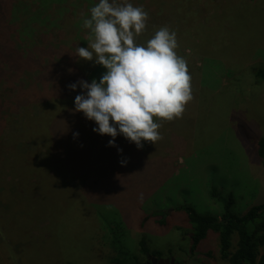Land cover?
I'll return each mask as SVG.
<instances>
[{"label": "rangeland", "instance_id": "374dc122", "mask_svg": "<svg viewBox=\"0 0 264 264\" xmlns=\"http://www.w3.org/2000/svg\"><path fill=\"white\" fill-rule=\"evenodd\" d=\"M125 2L153 13L159 10L162 0H109L116 5ZM3 3L9 4L5 14V24L9 26L0 28V43L4 45V54H8L7 48L20 54L14 66L3 63L0 72V126L3 125L0 135L7 142L17 130L22 131L20 115L33 117L38 111L35 101H28L34 98L35 86L44 90L40 65H48L46 68L54 72L51 63H73L79 58L75 56L76 49L88 46L91 30L83 27V20L90 17V9L99 0H4ZM174 10L175 21H182V25L174 23L170 33H175L176 54L185 60L191 78L192 99L185 105L182 116L172 121L155 120L162 125L158 129L162 139L155 144L142 141L143 147L138 149L131 142L132 152L136 146L137 162L128 171L124 166L125 178L117 184L118 188L106 184L110 193L101 194V198L83 194L73 202L75 193L69 189L58 194L48 190L47 203L43 202V196L35 201L36 191H42L36 185L40 178L32 181L23 176L25 193L11 187L14 199L22 200L28 209L40 207L43 212L37 216L38 221L26 226L29 241L24 235L22 239L27 245L18 235H8L0 221V252L13 253L12 258L5 257L6 264H111L114 253L110 229L118 218L129 233L130 248L142 264H149L148 256L139 254L143 238L149 254L158 259H175V264H228L220 256L219 238L215 235L205 243L204 254L191 255V226L184 212L175 207L185 203L200 214L213 215L210 209L219 211L220 206L210 199L211 187L233 191L238 202L233 211L240 215L254 202L264 203V161L257 150L259 140L264 138V83L258 84L253 75L255 69L264 66V0H182L175 4ZM2 17L0 14V22ZM149 34L142 32L136 43L146 46L151 39ZM91 64L102 67L95 61ZM105 72L102 67L97 78ZM51 74L47 73V79ZM85 76L90 77L91 72ZM25 106L29 108L25 110ZM69 121L68 118L63 124ZM92 124L91 129L98 127L94 121ZM67 130L65 127L64 131ZM106 138L110 136L97 132L94 135L101 154ZM14 145L18 153H26L31 147L20 138L15 139ZM90 157H97L93 165L101 176L105 173L106 179L112 178L106 172L109 162L106 157L98 153L73 155L87 166ZM62 168L67 173L56 175L54 187L66 189L79 182L82 189H92L82 165L76 163L72 170ZM134 177L136 185L132 182ZM52 197L55 198L50 200ZM7 206L0 202V213L5 214ZM52 206L56 218L46 231L49 224L44 216ZM157 209L168 213L165 226L160 224L161 217L149 216ZM128 211L134 213L126 216ZM102 216L111 226H105Z\"/></svg>", "mask_w": 264, "mask_h": 264}, {"label": "trees", "instance_id": "16d2710c", "mask_svg": "<svg viewBox=\"0 0 264 264\" xmlns=\"http://www.w3.org/2000/svg\"><path fill=\"white\" fill-rule=\"evenodd\" d=\"M180 1L182 0H162L159 10H154L153 13L145 10L148 13V19L143 34L146 35V33H150L148 36L152 38L156 31L162 27H166L172 32V25L174 23L176 26H181L182 21H175L177 14L174 12L175 4ZM3 2L4 0H0V14L3 15L0 28L4 30L9 26L5 24L6 8L9 4H4ZM3 48L4 45L0 43V72H3V63H10L14 66L20 58V54L10 48H7L8 54H4L5 51ZM177 49L178 46L175 51ZM176 53H178V51H176ZM78 60L73 63H71V61L68 63H51L55 66L53 68L54 72L52 69L46 68L48 65L44 63V66L40 65L43 72L41 78L45 84L43 87L44 90L40 89V85H38V87L35 86L34 98L32 96L31 98L33 99L28 101V103L35 101L38 111L33 113L35 114L33 117L21 114L20 118L23 119L22 131L17 130L16 134L7 142H4V137L2 138L0 135V202L3 201L8 205L6 213H0V221L3 222V227L8 235H18L24 243L25 241L22 239V235H24L26 240L29 239L26 226L28 224L33 225V221H38L36 218L43 212V209L40 207L28 209L24 206L22 200L14 199L11 187H16V192L18 193H25L21 183L24 181L23 176H29L32 181L36 180V178H40L38 184L34 182L42 189V191H40V189L36 191L34 195L36 198L33 197L35 201L40 200L43 196L45 198L43 202L47 203L46 192L48 190L58 194L59 192H65L71 189L72 193H75L73 196L74 202L83 194L86 196L91 194L98 195L101 198V194L110 193V190L105 189L106 184L109 183L113 185V188H118L117 184L125 178L123 167L126 166V171H128L130 170L129 167L134 166L138 160L136 146H133L132 152V143L123 135L119 134L115 138V146H109L111 137L106 138V147L101 154L95 145L97 140L94 143V135L96 132L91 129L93 121L88 120L82 112L74 111L75 97L81 94L86 95V93L79 85L75 91L70 90L68 86L70 84H77L80 80L86 81L89 84L93 79L99 82L100 78H97L98 76L96 75L102 70V67H95L93 64L90 65L94 60L87 61V64L83 62L79 63L80 60H82L80 58H78ZM49 72L52 74L50 78L47 79V73ZM88 72H91L90 77L85 76ZM253 75L258 84H263L264 66L255 69ZM47 86H50V88H47ZM1 106L2 105H0V107ZM28 108V106L24 107L25 110ZM76 115H81L82 118H77ZM68 118L70 121L63 124ZM1 127H3V125H1L0 128ZM65 127H68L67 131H64ZM19 138L24 139L25 143L31 145L30 150L26 153H18L14 145L15 139L18 140ZM257 148L259 156L264 161V138L259 140ZM95 153L106 157L109 161L108 164H106V172L110 173L112 178L106 179L105 173H102L103 176L98 173V168L93 165V161L96 160L97 157L89 158L90 166L73 158L74 154L89 156ZM121 161H126V164L122 165ZM61 163L62 167H65L67 170L76 168V163L82 165L83 170H86L85 177L93 184L92 189L90 191L82 189L79 182L73 187L66 189L54 187L53 179L56 175H58L59 172H61L62 175L67 173V171L63 170L60 166ZM128 176L130 177L131 175L128 174ZM9 177H11V180L8 181ZM133 179V185H136L137 177ZM130 183H127V187H129ZM163 186H166V184ZM37 194H39L38 197L36 196ZM11 197L13 198L11 199ZM54 198L55 197H52L50 200ZM210 199L220 206L219 211H215L213 208L210 209L213 215L200 214L194 207L185 203H178L175 207L177 211L184 212L188 217L191 226L189 237L191 255L204 254L202 250L205 243L211 235H215L219 238L220 256L228 264H264V203L257 204L254 202V205L245 214L240 215L233 211L238 204L237 196L233 191H225L217 187H211ZM52 210H54L53 206L51 209H47V211L51 213L49 212L44 216V219H46L49 224L46 231H48L51 222L56 218ZM155 211L156 212L149 215L150 218L161 217L162 221L160 224L165 226V217L168 216V213L161 210L159 211V209ZM133 213V211H128L126 216ZM105 219V216H102L103 222ZM105 222V226H111V224H113L110 231L112 236L111 247L114 256L110 259V263L142 264L140 257L136 255L129 246V233L122 228L124 225L122 220L118 218L111 224H109L107 220ZM30 239L36 240L31 237ZM235 239H237L236 245H234ZM44 240L46 241V239ZM29 243L33 245L37 244V242L34 241ZM25 245L27 244L25 243ZM40 245L42 246L41 241ZM139 247V254L148 256L150 249L148 248L145 238L140 241ZM155 255H157V253H155ZM5 257L12 258L13 253L9 250L4 251V253L0 252V264H6L4 261ZM148 263L152 264L151 261H148Z\"/></svg>", "mask_w": 264, "mask_h": 264}, {"label": "clouds", "instance_id": "9594fccd", "mask_svg": "<svg viewBox=\"0 0 264 264\" xmlns=\"http://www.w3.org/2000/svg\"><path fill=\"white\" fill-rule=\"evenodd\" d=\"M147 19L148 13L131 3L99 0L83 20L91 35L88 47H78L75 56L107 71L99 82L80 80L68 87L75 91L79 85L86 93L75 97L74 111L98 125L94 132L112 137L109 146H115L118 134L138 149L142 141L155 144L162 139V125L155 120L181 117L192 99L186 62L175 51V33L162 27L146 46L136 43Z\"/></svg>", "mask_w": 264, "mask_h": 264}, {"label": "water", "instance_id": "95a60500", "mask_svg": "<svg viewBox=\"0 0 264 264\" xmlns=\"http://www.w3.org/2000/svg\"><path fill=\"white\" fill-rule=\"evenodd\" d=\"M147 258L149 261H151L152 264H175L176 263L175 259H167V260L158 259L151 254H148Z\"/></svg>", "mask_w": 264, "mask_h": 264}]
</instances>
